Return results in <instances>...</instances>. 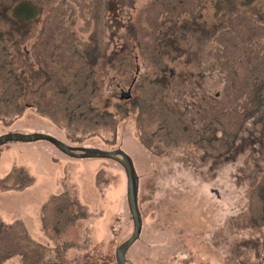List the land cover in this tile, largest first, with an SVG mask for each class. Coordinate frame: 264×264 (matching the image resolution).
Here are the masks:
<instances>
[{"label":"rangeland","instance_id":"374dc122","mask_svg":"<svg viewBox=\"0 0 264 264\" xmlns=\"http://www.w3.org/2000/svg\"><path fill=\"white\" fill-rule=\"evenodd\" d=\"M32 1L34 8L28 13L33 19L37 16L34 28L23 41H10H16L14 66L22 74L25 89H36L43 83V77L35 80L37 66L32 46L55 10H60L78 52L94 64L98 107L116 113V107L121 106L124 115L117 117L114 145L109 144L106 135L70 142L62 130L35 113L26 97L22 102L27 107L23 116L9 127L0 123V135L46 133L71 146L122 149L128 154L139 177L138 207L142 218L140 237L126 255L133 264H240L237 251L243 247L237 245L252 229L247 219L252 176L256 169L264 170V95L262 109L246 122L237 145L225 158L200 162L177 150L153 156L138 141L130 100H120V93L127 92L131 82L156 74L142 58L135 39L137 15L156 0ZM251 1L207 0L192 21L185 15L179 23L186 27L198 23L202 33L188 29L177 32L176 42L184 54L169 63L168 103L195 128V108L206 97L220 98L226 82L224 73L209 59L212 36L228 26L234 13L245 12L257 20L264 0L242 7ZM18 14L24 17L26 12L19 10ZM5 29V23L0 22V31ZM122 59L131 63L126 71L121 69ZM15 165L24 168L35 182L22 193L0 192V217L4 222L20 220L33 240L53 249L55 245L41 230V207L49 196L67 187L86 208L88 219L65 235L64 240L74 244L57 264H110L109 258L111 264H116L115 249L130 237L133 228L120 165L70 158L47 142L0 147V179ZM100 170L105 172L98 188L95 176ZM4 264L23 262L15 256Z\"/></svg>","mask_w":264,"mask_h":264},{"label":"trees","instance_id":"16d2710c","mask_svg":"<svg viewBox=\"0 0 264 264\" xmlns=\"http://www.w3.org/2000/svg\"><path fill=\"white\" fill-rule=\"evenodd\" d=\"M206 1L156 0L136 17L138 50L156 74L143 77L135 84L130 108L135 114L138 141L156 157L177 150L200 162L223 159L237 145L246 122L262 109L264 3L257 20L245 12L234 13L228 26L212 36L209 59L224 73L226 82L220 98L206 97L195 108L198 127L169 105V63L184 54L176 42L177 32L188 29L193 33L200 29L198 23H190L188 27L179 23L185 15L192 21ZM255 1L242 7H250ZM31 2L0 0V22L7 28L0 31V123L9 127L22 117L27 108L22 102L27 97L35 113L62 130L70 142L106 135L110 138L109 144L114 145L117 117L123 116L124 110L117 106L116 113H111L107 107H98L96 72L78 52L60 10H55L32 46V57L44 78L43 83L35 90L25 89L22 74L14 66L16 41H10L15 38L23 41L34 28L37 16L33 19L28 13L34 8ZM13 3L26 4L24 17L19 11L7 8ZM37 9L40 13V8ZM120 65L124 71L131 67L128 59H122ZM104 172L96 173L98 188L103 184ZM34 182L24 168L15 165L0 179V192L20 193ZM253 187L248 197L251 218L257 209L264 207V175ZM63 188L60 194L49 196L41 207V230L54 248H46L33 240L20 220L8 224L0 217V264L15 256H20L23 264H44L51 260L57 264L59 257L73 246L74 242L64 237L79 222L86 221L88 213L69 189ZM108 262L112 263L110 258Z\"/></svg>","mask_w":264,"mask_h":264},{"label":"water","instance_id":"95a60500","mask_svg":"<svg viewBox=\"0 0 264 264\" xmlns=\"http://www.w3.org/2000/svg\"><path fill=\"white\" fill-rule=\"evenodd\" d=\"M131 91L123 93L120 100H129ZM36 142H47L63 155L78 159H98L113 161L120 165L126 181V204L132 221V233L130 237L115 249L116 264H133L126 258L131 246L139 239L142 230V218L138 207L139 177L134 168L132 159L122 149L102 150L93 147L71 146L52 135L46 133H20L8 132L0 135V147L11 143L30 144Z\"/></svg>","mask_w":264,"mask_h":264},{"label":"flooded vegetation","instance_id":"af4514ba","mask_svg":"<svg viewBox=\"0 0 264 264\" xmlns=\"http://www.w3.org/2000/svg\"><path fill=\"white\" fill-rule=\"evenodd\" d=\"M25 3H18V4H10L8 5L12 10H21L24 11V6ZM33 6V5H31ZM5 8V7H4ZM21 8V9H20ZM35 63V62H34ZM37 66V64L35 63ZM94 64H91L93 66ZM93 69L95 70L94 66ZM43 77L42 74L40 73L38 67H36V77L35 80L38 78ZM136 83L131 82L129 85V89L132 93L133 88ZM38 88V87H37ZM36 88V89H37ZM35 90V89H32ZM123 93H120V96ZM131 97V94H130ZM264 175V170L258 168L254 172L252 178H254V184H257L259 182V179L261 176ZM254 188V187H253ZM252 190V188H251ZM250 190V192H251ZM249 192V194H250ZM248 222L252 225V229L248 231V237L244 239L238 247H243L241 250L237 251V260L240 264H264V207L257 209V211L254 214V217L251 218L250 214L247 215ZM252 262H251V261Z\"/></svg>","mask_w":264,"mask_h":264},{"label":"crops","instance_id":"0c3cea01","mask_svg":"<svg viewBox=\"0 0 264 264\" xmlns=\"http://www.w3.org/2000/svg\"><path fill=\"white\" fill-rule=\"evenodd\" d=\"M28 189V188H27ZM22 193V192H21ZM3 194H6V193H3Z\"/></svg>","mask_w":264,"mask_h":264}]
</instances>
